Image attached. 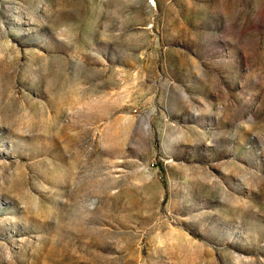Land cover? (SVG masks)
<instances>
[{"label": "rangeland", "instance_id": "1", "mask_svg": "<svg viewBox=\"0 0 264 264\" xmlns=\"http://www.w3.org/2000/svg\"><path fill=\"white\" fill-rule=\"evenodd\" d=\"M0 264H264V0H0Z\"/></svg>", "mask_w": 264, "mask_h": 264}]
</instances>
